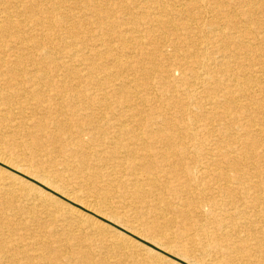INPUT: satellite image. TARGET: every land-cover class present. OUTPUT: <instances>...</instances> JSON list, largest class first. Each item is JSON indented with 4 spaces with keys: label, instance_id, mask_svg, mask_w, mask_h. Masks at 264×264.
<instances>
[{
    "label": "bare ground",
    "instance_id": "6f19581e",
    "mask_svg": "<svg viewBox=\"0 0 264 264\" xmlns=\"http://www.w3.org/2000/svg\"><path fill=\"white\" fill-rule=\"evenodd\" d=\"M5 152L0 264L135 260L177 224L199 264H261L264 5L0 0Z\"/></svg>",
    "mask_w": 264,
    "mask_h": 264
},
{
    "label": "snow or ice",
    "instance_id": "6c2138e0",
    "mask_svg": "<svg viewBox=\"0 0 264 264\" xmlns=\"http://www.w3.org/2000/svg\"><path fill=\"white\" fill-rule=\"evenodd\" d=\"M233 3H235V0H233ZM261 3L264 5V0H261ZM226 6L228 5L226 4ZM237 19L243 23L242 18L237 17ZM175 75L179 76L180 73L177 72ZM39 147L38 143L35 144L33 146V151L38 150ZM55 154H58V150ZM25 155V153L17 152L16 155L10 156L5 152L0 156V169L4 170L5 175L15 173L17 176L23 175L24 179H29V177L23 173V164L21 163ZM33 183H36V181H33ZM61 199H65V197L62 196ZM69 202L71 201L69 200ZM77 207L82 206L77 205ZM82 210L86 211V209ZM51 227L55 228V223H53ZM121 231H124V229H121ZM129 234H131V232H129ZM69 240L72 244L79 245V241L71 235L69 236ZM196 240L197 237L182 225H162L156 228L151 235L145 233L144 238L140 240V245L146 243L147 248L133 246L138 259L129 260L124 256H120L117 259H98L94 262H85V264H199V261L194 258L199 254ZM103 251L105 256L113 255L111 249L106 248L103 249ZM208 264H213V262L209 261ZM232 264H238V262H232ZM261 264H264V260L261 261Z\"/></svg>",
    "mask_w": 264,
    "mask_h": 264
},
{
    "label": "rangeland",
    "instance_id": "374dc122",
    "mask_svg": "<svg viewBox=\"0 0 264 264\" xmlns=\"http://www.w3.org/2000/svg\"><path fill=\"white\" fill-rule=\"evenodd\" d=\"M91 44V43H90ZM92 46H90V48H96V49H99V47L97 46L96 43H93L91 44ZM95 45V46H94ZM80 69V66L78 67ZM116 117L115 115H113V118ZM110 118V117H109ZM111 119V118H110Z\"/></svg>",
    "mask_w": 264,
    "mask_h": 264
}]
</instances>
